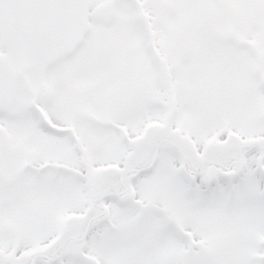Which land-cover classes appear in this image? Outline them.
<instances>
[{
	"label": "snow or ice",
	"instance_id": "snow-or-ice-1",
	"mask_svg": "<svg viewBox=\"0 0 264 264\" xmlns=\"http://www.w3.org/2000/svg\"><path fill=\"white\" fill-rule=\"evenodd\" d=\"M0 264H264V0H0Z\"/></svg>",
	"mask_w": 264,
	"mask_h": 264
}]
</instances>
